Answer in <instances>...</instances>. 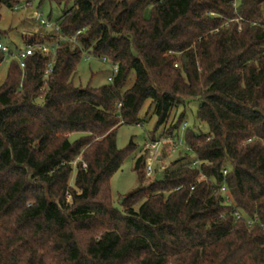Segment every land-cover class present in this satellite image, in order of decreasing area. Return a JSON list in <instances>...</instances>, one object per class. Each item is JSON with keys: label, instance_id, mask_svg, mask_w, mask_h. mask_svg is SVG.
<instances>
[{"label": "trees", "instance_id": "1", "mask_svg": "<svg viewBox=\"0 0 264 264\" xmlns=\"http://www.w3.org/2000/svg\"><path fill=\"white\" fill-rule=\"evenodd\" d=\"M39 1L66 8L48 38L24 36L58 43L50 75L52 53L36 51L0 86V264H264V0ZM84 54L118 65L114 81L75 86ZM192 99L207 131L182 112L158 133ZM147 101L148 139L186 124L192 151L151 177L139 155L121 211L110 180L138 146L119 149L117 132Z\"/></svg>", "mask_w": 264, "mask_h": 264}, {"label": "rangeland", "instance_id": "2", "mask_svg": "<svg viewBox=\"0 0 264 264\" xmlns=\"http://www.w3.org/2000/svg\"><path fill=\"white\" fill-rule=\"evenodd\" d=\"M23 6L14 10L6 5L0 8V30L5 31L0 38L6 44L12 53L19 51L24 46V36L26 34L36 35L40 38H48L50 34L55 31L51 28H46L37 21V16L42 18L51 19L53 25H57L58 19L61 17L65 10V5H58L45 1L40 4L39 0H32L29 6ZM69 6H72V2ZM31 37V36H30ZM13 55H5L4 60L0 63V86L4 83L8 69L14 61ZM113 74L112 65L109 62H104L84 54L79 65L77 66L76 73L73 76V84L75 86H91L100 87L108 85L111 80L108 78ZM135 73L132 72L124 88H128L133 84ZM39 100H42L40 98ZM200 100H189L185 106H180L174 109L170 119L167 123L160 126L158 133L172 123L176 122L179 114L184 112L185 119L189 128L200 127L204 132L207 131L205 123L200 124L196 118V111L200 104ZM151 101H147L140 111V118L142 119L140 126L138 125H122L117 132V146L119 149H125L131 140L135 142L138 149L129 157H126L120 169L112 176L110 180V187L113 198V205L123 210L122 205L125 202V196L128 195L138 185V174L134 170L136 159L139 155L144 154V146L148 139V134L154 130L158 121V117L154 111V106ZM152 107V108H151ZM185 133V132H183ZM82 133H74L70 139L75 140L79 138ZM185 146V141H183ZM183 146L180 147L177 153H173L170 157H166L162 164H159V173L162 168L171 166L180 155L179 152L183 151ZM161 174H159V177ZM73 182V181H72ZM70 199V197H69ZM123 199V200H122ZM137 204L135 207L137 208Z\"/></svg>", "mask_w": 264, "mask_h": 264}, {"label": "built area", "instance_id": "3", "mask_svg": "<svg viewBox=\"0 0 264 264\" xmlns=\"http://www.w3.org/2000/svg\"><path fill=\"white\" fill-rule=\"evenodd\" d=\"M239 0H235L234 5L236 6ZM21 6H16L15 9H19ZM38 22L46 28H51L52 30H59L57 25H53L52 22L49 19L42 18L41 16H37ZM70 40H74L72 37ZM58 47V43L54 44H48V43H32V42H27L24 44V46L17 52L12 53L9 47L2 42L0 39V53H5L13 55L20 63V66L24 68L26 66V60L29 56L33 55L36 51H40L43 54H50L52 53V59L49 61L47 65V69L45 71V76L48 77L50 73L53 70V66L55 64L56 60V50ZM102 61L107 62L106 58H103ZM112 71L113 74L111 77L108 79L114 81V78L116 74L119 71L118 65H112ZM118 107H121V103L117 104ZM139 126V124H138ZM186 124L183 125V129L181 132V135L178 138H174L173 136H166L163 137L159 140H149L147 139V142L145 143L144 146V151H145V173L147 177H151L154 175V172L156 169H159L158 166L159 164H162L164 161V153H165V146L168 144L167 148L170 149L171 155L173 153H177L180 149L181 146H183V141H184V129L186 128ZM192 151L191 148L185 144L183 146V151L182 152H190ZM200 164L199 160H194L192 162V166H197ZM163 169V168H162ZM224 173H227V170L224 171ZM205 178V175H201L200 179ZM220 191L224 196L225 203L231 204V196L227 190L226 184H222L220 186ZM236 217L241 218V214L239 212H236ZM254 220H249L248 224L251 225L253 224Z\"/></svg>", "mask_w": 264, "mask_h": 264}, {"label": "water", "instance_id": "4", "mask_svg": "<svg viewBox=\"0 0 264 264\" xmlns=\"http://www.w3.org/2000/svg\"><path fill=\"white\" fill-rule=\"evenodd\" d=\"M123 200V199H122Z\"/></svg>", "mask_w": 264, "mask_h": 264}]
</instances>
